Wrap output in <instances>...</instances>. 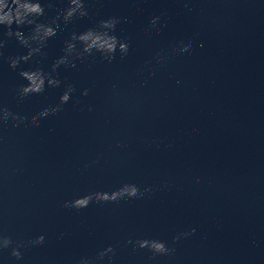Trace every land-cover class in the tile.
Returning <instances> with one entry per match:
<instances>
[{"label": "water", "instance_id": "95a60500", "mask_svg": "<svg viewBox=\"0 0 264 264\" xmlns=\"http://www.w3.org/2000/svg\"><path fill=\"white\" fill-rule=\"evenodd\" d=\"M40 2L37 22L61 15L45 55L13 71L8 57L28 49L11 38L0 57V104L28 117L0 124V235L14 245L45 242L21 247V260L11 247L0 251V264H264V0H84L88 16L67 23L68 0ZM153 16H161L159 34L145 32ZM110 17L129 44L124 59L96 53L76 68L61 65L60 87L16 94L27 84L21 70L50 72L73 32ZM20 30L29 35L32 26ZM181 40L191 50L157 65L156 54ZM69 83L76 92L63 110L33 127L32 115L58 104ZM124 184L154 191L63 207ZM129 239L164 241L175 252L153 255ZM109 245L114 257L97 260Z\"/></svg>", "mask_w": 264, "mask_h": 264}, {"label": "clouds", "instance_id": "9594fccd", "mask_svg": "<svg viewBox=\"0 0 264 264\" xmlns=\"http://www.w3.org/2000/svg\"><path fill=\"white\" fill-rule=\"evenodd\" d=\"M50 6V5H49ZM45 13V6L40 0H0V57L3 56V49L7 46L8 39L15 38L18 43L27 48V54L15 57H8V66L15 71L22 63H27L33 56H44L42 49L46 46V41L57 34V29L60 27L61 15H57L49 23L37 22V18L43 16ZM88 9L85 6L84 0H68V7L62 13V19L65 23L73 20L74 17L88 16ZM161 21V16H153L148 27L145 28L146 33H151L153 30L157 34L162 31L158 27ZM117 17H110L108 19L100 20L97 26L89 28L82 33L73 32L70 39L65 41L64 55L58 58L52 65L50 72H45L43 69L37 67L31 70H21L20 77L27 81V84L21 85L16 89V94L24 99L30 95L42 94L46 87L58 88L61 86V80L58 78L57 69L63 65L65 67L76 68L77 61L84 63L86 57L95 56L99 53L102 60L111 63L117 51L120 53L121 59H124L129 53V44L126 40H120L114 35L117 25L120 23ZM13 25L16 27L13 28ZM25 26H32L31 33L25 35L20 29ZM77 44L80 47H77ZM192 48V42L189 40L178 41L169 52H160L156 54L155 60L157 65L163 66L167 59L176 55H183L189 52ZM151 63V61L147 62ZM155 68H152L150 74H154ZM88 89H84L81 93L83 96L88 95ZM76 92V87L69 83L65 86L63 93L59 98V103L50 107H45L38 113L32 115L30 124L33 127H38L42 119L53 116L63 110V106L67 104L72 94ZM89 111L92 108L89 107ZM28 120V117L19 113L12 112L8 107L0 104V124H6L9 121L13 126ZM119 146V145H118ZM87 167V165H85ZM154 191L153 186L148 185L143 191L135 184H124L117 190L112 192H92L82 197L72 200H66L63 203L64 208H72L80 210L88 207L93 201L98 203L105 202H119L124 199L150 198V194ZM196 232L195 228L190 231L178 233L173 237V241H178L181 238H187ZM63 235V233H61ZM45 242L43 235L37 236L35 239L25 242H19L14 245L13 240L4 235H0V251L11 247L10 255L16 260L22 259L21 247L42 245ZM127 245H132L135 248H147L153 255H167L174 254L175 249L170 248L164 241L156 239H129L125 242ZM115 255V249L109 245L102 251L97 253L96 259L103 261L107 256L109 260ZM78 264H94L90 258H81Z\"/></svg>", "mask_w": 264, "mask_h": 264}]
</instances>
